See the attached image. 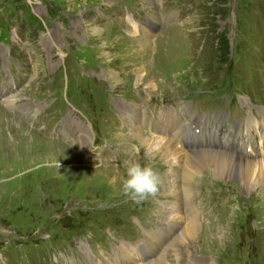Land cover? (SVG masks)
<instances>
[{"label": "rangeland", "instance_id": "obj_1", "mask_svg": "<svg viewBox=\"0 0 264 264\" xmlns=\"http://www.w3.org/2000/svg\"><path fill=\"white\" fill-rule=\"evenodd\" d=\"M120 9L146 19L120 22ZM13 66L22 75L10 73L14 88L0 95V264H119L124 248L141 251L148 207L162 219L147 229L178 220L183 230L190 212L170 210L185 202L178 198L185 151L176 146L164 156L166 135L155 132L161 105L142 125L147 95L182 107L191 98L230 100L252 139H264V0H0V72L9 76ZM105 104L115 113L107 119ZM32 121L56 134L30 129ZM215 121L222 129L209 142L247 140L234 138L229 119ZM92 142L103 156L94 161L85 156ZM121 149L123 164L103 159ZM261 156L249 159L261 164ZM130 160L160 178L157 193L140 203L122 190ZM194 161L185 187L198 198L191 206L197 232L188 245L168 249L166 264H264V179L245 187L240 172L218 176L203 158ZM105 234L121 242L109 245Z\"/></svg>", "mask_w": 264, "mask_h": 264}, {"label": "bare ground", "instance_id": "obj_2", "mask_svg": "<svg viewBox=\"0 0 264 264\" xmlns=\"http://www.w3.org/2000/svg\"><path fill=\"white\" fill-rule=\"evenodd\" d=\"M136 125L137 124H135V127H136ZM155 132L158 134H162L164 136V134L161 131L160 126L155 128ZM135 134L142 141L144 140L140 137L139 133H135ZM146 142L149 144L151 142V140L146 139ZM159 144L162 145V147H161L162 150H165L164 156H166L167 158L171 156L170 155L171 153H169V152L170 151L173 152V149H174L173 147H176L170 142L169 139L164 140V142L160 141ZM181 149L183 151H185V155H178V151H177V152H175V154H173V156L176 157L178 155L184 161V165H183V167H181L185 171L182 173V176H181V181L183 182L182 184L184 186V188H183L184 190L188 189L185 187V185H187V187H189L188 185H189V182L191 180L190 179L191 172H192V170L196 169V167L198 166V165H194L193 163L195 162L194 160L196 158H199V157L203 158L204 162L207 161L206 163H210L211 165H213L214 172L218 176L224 174L225 177H231V176L236 175L237 172H240L241 173L240 176H242L244 179V185H246L245 187H248V185H250V183L252 184L251 180H253V179H258V181L264 179V163L263 162H261V164H260V163H255L251 159H246V158L241 159L240 157L235 155L233 152L225 151L222 149H219V150L192 149V148H190V149L181 148ZM181 149H179V152H182ZM158 151H161V149H158ZM160 156H161V154H160ZM196 164H197V162H196ZM234 178H236V177H234ZM239 182H241V181H239ZM178 187H177V189H180ZM178 198H179V200L183 199L181 197V195ZM175 201L178 202V200H176V199H175ZM172 210L174 213H176L175 216L182 214L181 205L180 204L178 205V203L174 204V207H172L170 211H172ZM188 211L190 212V215L186 214L185 216L188 215L191 217H187V222L185 223L183 230H181V229L176 230L178 227V223H180V222H178V220H176V222L173 226V229H171V230L167 229L166 232H163V236H164L163 239H159V236L161 234H159L157 232H154V231L148 232V233L145 232L144 240H142V242L139 245V247H141V251L140 252L134 251L131 254L125 255L127 257V261L122 262V264H166V261H167L166 260V255H167L166 253H167L168 249H172L173 252H175V248H176L177 244H179L181 246L188 245L189 242L193 241V237L195 236V232H197L198 225L196 224L195 221L197 220L198 217L196 216V214H194L195 211L193 210L192 207H189ZM188 219L190 221H188ZM175 230L178 231L177 232L178 236L174 240H172L171 236ZM175 235H176V233H175ZM225 236H227V235H225ZM167 238H170L169 242H167ZM224 239L225 238H223V240ZM153 240H154L155 247L149 249L148 247L145 246L147 243H149ZM223 240L219 238V241L221 242V244L223 243ZM162 242H164V244L158 246ZM123 251H125V248ZM176 256L177 255H175V257ZM193 263L196 264L194 261H193ZM205 263H208V262L205 261Z\"/></svg>", "mask_w": 264, "mask_h": 264}, {"label": "clouds", "instance_id": "obj_3", "mask_svg": "<svg viewBox=\"0 0 264 264\" xmlns=\"http://www.w3.org/2000/svg\"><path fill=\"white\" fill-rule=\"evenodd\" d=\"M160 178L151 165L138 161H126L125 175L121 177L122 190L137 203L158 191Z\"/></svg>", "mask_w": 264, "mask_h": 264}, {"label": "trees", "instance_id": "obj_4", "mask_svg": "<svg viewBox=\"0 0 264 264\" xmlns=\"http://www.w3.org/2000/svg\"><path fill=\"white\" fill-rule=\"evenodd\" d=\"M29 21H30V22H33V21H35V20H34L33 18H31V19H29Z\"/></svg>", "mask_w": 264, "mask_h": 264}]
</instances>
